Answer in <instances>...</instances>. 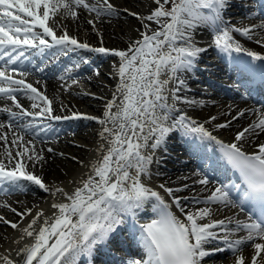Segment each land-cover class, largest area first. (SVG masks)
Masks as SVG:
<instances>
[{"label":"snow or ice","instance_id":"obj_1","mask_svg":"<svg viewBox=\"0 0 264 264\" xmlns=\"http://www.w3.org/2000/svg\"><path fill=\"white\" fill-rule=\"evenodd\" d=\"M154 2L158 7L147 17L138 18L142 21H155L160 28L152 31L151 35L148 32L141 33L142 39L130 44L126 51L112 50L121 60L118 68L120 83L112 100L106 104L104 118L86 117L90 120L98 119L103 126L100 133L103 142L97 149L99 157L90 165V172L86 178L80 179L73 191H66L62 187L50 189L40 176L27 171L28 165L17 157L27 155V160L33 162V167L44 161V156L36 152L34 145L31 154H28L30 150L26 146L23 151H17L16 156L12 155L10 149L0 153L9 163L15 160L13 167L8 168L4 160L0 159V187L7 184L24 190L26 186L23 182L27 181L45 192L53 195L59 193L64 198L61 202L52 203L51 207L56 211L51 216H45L41 210L23 228L25 236L32 238L33 242L19 249L22 264H77L79 257L91 256L98 245H104L114 238V234L129 219L139 228L138 243L142 256L129 259L127 264H202L205 257L224 251H229L236 257L235 264H245V257L240 254L245 245L255 250L251 264H257L258 257L260 264H264V257H261L264 242H258L264 241V143L259 144L258 151L251 154L238 146V142L246 139V134L259 135V132H264V113L249 127L238 132L236 142L231 144L217 140L203 124L186 115L172 118V113L177 111L175 101L182 99L177 93L185 86V81L179 74L191 71L200 54L206 51L197 46L194 38L196 30L201 26L210 28L214 33L212 43L221 53L229 56L244 53L253 60L264 61V55L245 48L233 35L239 33L252 40L254 29L264 30V22L251 27L231 25L223 14L232 0ZM169 3L172 7L166 9L165 5ZM81 7L95 12L97 17L116 13L109 0H102V4L101 0H97V4L93 5L86 3V0H0V61L3 62V66H0V82L7 83L6 87L0 86V93L21 109L18 113L12 112L8 107L0 109L10 113L11 122L7 127L12 128L15 123L20 130V133L13 134L12 144L24 142L23 133L39 136L41 131H45H36L37 126L33 121L23 123L25 117H45L49 120L79 118L76 113L72 116H52L53 101L31 83L24 79H14L8 72L18 71L14 65L23 67L24 61L28 59L25 53L29 50L43 55L45 51L59 46V50L65 55L76 49L109 53L110 50L103 47L90 49L87 43L79 42L75 37L69 36L67 31L57 36L53 28L49 27L50 14L55 16L62 10L65 17L75 19L78 15L76 9ZM130 14L138 16L134 12ZM144 26L146 29L149 27L147 24ZM37 27L42 32L36 31ZM45 37H51L52 42ZM255 42L264 44V38L256 39ZM38 71L43 72L44 68L41 67ZM19 74L25 76L27 72L20 71ZM96 74L99 75V72ZM60 79L63 80L64 77ZM170 84L178 86L170 88ZM18 92L25 95L30 92V99L41 100L47 106L41 108L39 104L33 103L32 108L41 110L28 112L17 101L14 93ZM170 98L172 104H169ZM184 102L197 103L187 99ZM113 108L116 109L115 112L112 111ZM239 115L243 116L244 111ZM211 119L215 120L216 117ZM230 123L231 121L216 127L226 128ZM4 127L0 123V129ZM174 129H182L185 135H197L201 140L215 141L220 146L223 159L239 173L246 187L241 190L240 185H221L203 200L193 196V203L206 205L195 211H186L182 205V200H189V197L174 195V192L183 191L188 185L176 189L166 187L165 184L159 185L172 197L171 204L160 192L148 187L142 178H151L150 165L154 150L165 144L167 135ZM0 140L7 142V133L0 134ZM31 143V140L27 141V144ZM52 151L51 148L48 149V152ZM197 182L201 185L209 184L207 176ZM233 190L242 191L238 202L231 197ZM149 202H152L154 218L148 223H140L137 211ZM210 204L239 207L240 211H245V205L250 204L252 207L246 220L226 217L213 221L210 220L213 214V209L208 206ZM173 205L182 216L172 211ZM11 210L16 212L14 208ZM26 211L28 215H32L31 209ZM3 220L0 217V221ZM206 220L208 222H204ZM4 222L10 223L14 229L18 227L16 223ZM38 223L40 226L37 228L35 226ZM241 232L245 235L234 238ZM209 244H215V247L209 249L206 247ZM0 259L5 264H17L8 256H0Z\"/></svg>","mask_w":264,"mask_h":264},{"label":"bare ground","instance_id":"obj_2","mask_svg":"<svg viewBox=\"0 0 264 264\" xmlns=\"http://www.w3.org/2000/svg\"><path fill=\"white\" fill-rule=\"evenodd\" d=\"M233 1L235 0H232V2ZM235 2L236 5L233 2L234 5L227 8L224 12V19L230 14L228 12L233 9L236 12V15L233 16L236 18V21L233 22L235 25L238 24L236 27H251L261 24V22L254 24L244 22L242 17L252 12V10L243 4L237 3V1ZM86 3L90 5L97 4V0H86ZM109 3H111L114 8H121L122 10L116 11L114 15H101L97 17L95 12L84 8L88 10L87 13L89 14H87L84 9L82 10L83 7H81L76 9L78 15L75 19L65 17L62 10L55 16H51L50 14V16L55 19L56 23H59L58 27L56 24L54 26L59 33L61 32V34H63L68 30L67 32H69V35L71 34V36L81 39L89 43V45L92 43L94 48L102 46L103 48L109 49V53L105 55L109 56V59L114 61V63L110 62V60L108 61L110 63L102 62V64L96 68L99 75L95 72L84 73V71H82L80 73L78 72L81 74L79 76H72L62 80L60 77L63 75H65L63 77H67L68 75H74L75 72L73 69H61L56 72L54 69L58 65H53V70H50L51 74L49 77L44 78L34 75L30 76L31 78L27 77V79L32 81V84L36 85L41 92L49 95V98L54 104L53 109L61 115L75 112L81 115V117L91 116L103 119L106 104L112 100L113 93L116 92L117 85L120 83L118 68L120 67L121 60L113 54L112 50L126 51L130 44L142 39L141 33L148 32V34L151 35L152 31L160 28V25L155 21H148L146 19L142 21L138 18L147 17L155 10L151 8L150 5L148 7L145 6L144 4L146 2H144V0H109ZM99 6L100 5H98V7ZM133 12L137 13L138 16L132 15L131 18H128L129 15H131L130 13ZM124 17H126V19H124ZM163 19L164 18H162V20ZM89 21H91V23H89ZM146 24L149 26L147 29L144 26ZM131 29H135V34L132 33L133 31ZM254 32L255 35L252 41L240 34L238 37L235 36V34L233 35L245 48L257 52L260 55H264V44H257L255 42L256 39L264 38V30L256 28ZM213 36L214 33L208 27L201 26L196 30L194 38L197 46L206 49L205 52L200 54L198 61L206 58L205 56L209 52L218 54L220 56V61L226 58L225 55L219 52L215 45L212 46L210 44L213 41ZM235 54L237 55V53H233V55ZM245 55L246 54L243 56ZM102 58L103 57L97 56L95 60L100 62ZM247 58H250V63L255 61L249 56H247ZM209 64L213 65L211 62ZM225 64L228 66L227 63ZM226 65H223L224 68L219 70L220 72L216 70L218 67L216 68L215 65L211 67V70L216 71V73L219 72L218 75L224 77L225 75H231L236 72V70L232 68L227 71ZM205 71L206 70H202V72ZM236 73L240 74L241 72ZM179 75L180 78L185 81V86L181 87V90L177 93L182 99L175 101V108L177 111L172 113L173 119H177L181 115H186L197 121V123L203 124L205 128L212 132L217 140L227 144L236 142L235 137L237 133L243 131L244 128L249 127V125L258 119L260 115L259 112L245 111L252 110L248 106H235L229 100L225 101L226 104L221 103L222 97H226L224 94H226L227 88L224 91L219 85H214L211 91H208V87L206 86L209 85V82L206 78L200 79L202 83L201 86H199L198 84L200 83L198 82L200 81L196 76L185 74V72ZM242 78L246 77L243 76ZM74 80L77 82L73 83ZM37 81H39V83H37ZM80 84H83L84 89L79 87ZM177 86L178 85L174 84L169 85L170 88H175ZM204 87L205 89H203ZM230 92L234 96L238 95L235 91ZM30 95L31 94H22L21 99L16 98L25 110H29V108L32 107L27 99V96ZM185 99L196 101L197 103L188 104L184 102ZM35 101L41 104L39 100ZM117 103H119V100H117ZM172 103L173 101L170 98L169 104ZM10 105L14 107L12 108L13 112L18 113L21 111L11 100ZM82 105H84V110H82ZM4 107L5 106L2 105L0 109ZM63 107H69L70 109L64 111ZM112 111L115 112L116 109L113 108ZM241 111H244L243 116L239 115ZM213 116L216 117L215 120L211 119ZM85 117L74 122H67L62 128L63 133L58 131L61 135L47 132L48 130L55 131L57 127H44L42 129H45V131H41L39 136H36L34 133H23L25 137L24 142L18 141L17 144H12L14 138L13 134L20 133V130L16 127L15 123H13L12 128H8L7 125L11 122V116L9 113L0 111V123L5 125L3 129H0V134L7 133V142L0 140V153H4L6 149H10L12 155L16 156L17 151H23V148L26 146L30 150L28 154H31V149L34 145L36 152L44 156V161L33 167V162L27 160V155L22 158L17 157V159H22L28 165L27 171L40 176L44 184L50 189L62 187L66 191L71 192L78 186L80 179L82 177L86 178V175L90 172V165L99 157L100 153H98L97 149L103 142L100 137L103 126L98 122V119L90 120ZM234 117H236V119H233ZM28 120L29 118L25 117L22 122L27 123ZM38 121H43V119ZM229 121H231V123L226 128L216 127V125L219 124H228ZM108 126L110 127L111 125ZM36 131H40V129L37 128ZM257 132H259V129H257ZM191 138L195 140H191ZM29 140L32 141L31 144H27ZM214 142L215 141L207 139L201 140L197 135H185L182 129H174L167 135L165 144L154 150L153 162L150 165L151 178H142L144 183L153 190L160 192L170 204L172 203V197L168 196L159 185L165 184L166 187H171L173 189L184 188V185H188L183 191L174 192L175 196L190 198L186 201L182 200V205L185 207V210L195 211L198 208L205 207L206 205L203 203H193L191 198L196 196L203 200L211 194L216 186L209 178L208 185H201L197 182L202 179L199 171L196 170L197 162L202 160V168L205 171L207 169L208 172H214L215 167H217L215 173L217 179V172H220L219 175H225V169L221 166L220 159L218 162L215 161V167L212 162L210 163L211 167L208 166L207 168L204 166L210 161L209 157L211 156L208 157V154L215 151V147L213 146ZM261 143H264V132H259V135L246 134V139L238 142V146L248 152H255L258 151V145ZM49 148L53 151L48 152ZM175 148H179L178 151L174 150ZM191 152H193V154H191ZM61 153H63V155H60ZM206 154L207 157L205 156ZM0 159L4 160L8 168L13 167L15 164V160L9 163L5 156H0ZM227 179L223 181L226 185H228ZM23 183L26 186L24 190L7 187L6 185L0 187V217L4 218L3 221H0V256H8L10 259L16 261L17 264H22V257L18 255V251L24 247L19 243V238L17 237L20 227L27 226L37 212L43 210L53 199L60 196L59 193L53 195L51 192H45L39 186L31 182L25 181ZM151 203L152 202L145 204L143 209L137 211L138 220H143L146 217H148L147 219L154 218V213L151 211ZM4 205L8 206L5 207ZM208 206L213 209L210 220H221L226 217H234L240 220L247 219V217H244L243 213H239L237 208L217 204H210ZM13 208L16 209V212L11 210ZM28 209H31L32 215L27 214L26 210ZM172 211L182 216L174 205ZM17 213H25V215L20 216ZM4 221L16 223L18 227L14 229L11 227L10 223H5ZM204 222L208 221L206 220ZM134 226V222L129 219L121 228L127 231L128 229H135ZM229 226L231 227V225ZM213 230L216 231L218 229ZM117 235V233L114 234V238L110 239L108 243L98 245L91 256L82 255L79 257L77 264H87V262H90L95 256H99L102 249L109 247L111 240L117 241ZM243 235H245V233L241 232L234 238ZM27 243L29 245V242ZM206 247L211 249L215 247V244H209ZM127 250V252L125 251L127 257L129 256L128 254L133 255L132 259L133 257H138L135 249L130 247V249L127 248ZM254 251L255 250L249 245L243 247V251L240 254L245 257V264H251V257ZM222 253L224 252H218L205 257L202 264H235V256L229 255L221 258ZM261 257H264V253H261ZM129 259H131V257ZM0 264H5L3 259H0ZM257 264H260V257L257 258Z\"/></svg>","mask_w":264,"mask_h":264},{"label":"rangeland","instance_id":"obj_3","mask_svg":"<svg viewBox=\"0 0 264 264\" xmlns=\"http://www.w3.org/2000/svg\"><path fill=\"white\" fill-rule=\"evenodd\" d=\"M121 1H123V0H121ZM178 2V1H177ZM161 3H163V0H161ZM145 6H149L150 5V7L151 8H153V9H156L157 7H158V5L155 3V2H153L152 1V3H147V4H144ZM172 4L171 3H169V4H167V5H165V8L167 9V8H169L170 9V6H171ZM172 7V6H171ZM84 8H82V10H83ZM120 9V8H119ZM84 11H85V13H87L88 12V10H86V9H84ZM116 11H120V10H116ZM87 14H89V13H87ZM86 14V15H87ZM131 16L132 15H129V17L128 18H131ZM50 18L51 19H49V22H50V24L52 25V24H56V26H59V24L58 23H56V21H55V19L53 18V17H51L50 16ZM124 19H126V17H124ZM132 30V29H131ZM133 32L132 33H134L135 34V29L134 30H132ZM91 72L92 70H88V72ZM208 74V73H207ZM210 75H212L211 73H210ZM211 77H216V78H219V77H217L216 75H212ZM82 86V87H81ZM79 87L80 88H82V89H84V86H83V84H80L79 85ZM221 102H223V101H221ZM92 124V123H91ZM199 173H200V176H202L203 178H204V175H203V173H201L200 171H199ZM228 253V251H225L224 253H222V256H221V258H223V257H227V256H229L231 253Z\"/></svg>","mask_w":264,"mask_h":264}]
</instances>
